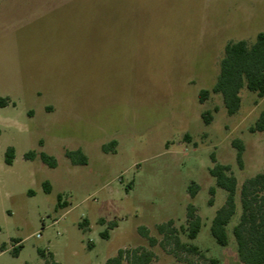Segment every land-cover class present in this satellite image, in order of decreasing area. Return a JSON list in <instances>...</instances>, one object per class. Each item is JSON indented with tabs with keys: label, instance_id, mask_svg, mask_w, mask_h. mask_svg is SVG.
Wrapping results in <instances>:
<instances>
[{
	"label": "rangeland",
	"instance_id": "1",
	"mask_svg": "<svg viewBox=\"0 0 264 264\" xmlns=\"http://www.w3.org/2000/svg\"><path fill=\"white\" fill-rule=\"evenodd\" d=\"M258 33L264 0H0V264H45L38 251L59 264H105L133 250L150 253L149 264H242L232 230L242 184L264 174V132L249 130L264 98L243 89L228 115L211 90L225 45ZM77 150L83 165L66 157ZM216 164L237 180L225 247L210 233L226 198L209 174ZM188 204L201 220L194 240ZM170 230L203 257L178 250Z\"/></svg>",
	"mask_w": 264,
	"mask_h": 264
},
{
	"label": "trees",
	"instance_id": "2",
	"mask_svg": "<svg viewBox=\"0 0 264 264\" xmlns=\"http://www.w3.org/2000/svg\"><path fill=\"white\" fill-rule=\"evenodd\" d=\"M246 89L255 93L258 98H264V34L258 33L254 42L249 43L245 40L230 41L224 47L223 56L219 64V74L212 87V92L219 94L222 98L224 108L228 115L236 114L241 105L240 92ZM208 91L203 90L199 93V102H203L208 97ZM6 100L0 98V105L5 106ZM212 119L210 112L202 114V120L205 124H209ZM250 132H264V112H261ZM115 142L111 143V149L114 148ZM233 146L237 149V162L241 166L243 145L241 141L234 140ZM104 151H108L107 147H103ZM109 149V150H111ZM36 154L29 152L25 155V159H33ZM40 160L49 168H55L57 163L54 157L44 153L39 155ZM66 157L72 165L85 164L86 157L80 150L66 152ZM14 160L13 148H8L5 152V164L12 165ZM209 174L215 179L217 188L226 192L224 204L219 208L212 220L210 233L217 245L225 247L228 244L226 234V226L236 213V193L237 180L230 173L228 166L216 164L209 170ZM43 189L45 193L50 192L48 182L44 183ZM198 191V186L194 183L188 188L190 197H194ZM211 198L209 205L213 204L212 197L215 194V188L209 189ZM60 196H58L57 206L60 207ZM240 205L241 214L238 223L233 227L232 234L236 244V252L238 259L242 264H264V174H258L247 179L240 189ZM187 232L188 238L194 240L199 233L201 227L200 217L196 214V209L192 204L186 207ZM171 223L160 225V232H163ZM170 234L166 235L171 238L174 246L184 252L203 257L195 246H185L179 243L174 232L170 230ZM144 237L148 238L147 232L142 231ZM171 236V237H170ZM103 238H107V233H102ZM151 243L153 240L149 238ZM21 247L13 250V255L18 256ZM39 255L45 260V264H59L54 261L53 255H46L43 251H38ZM123 259H127L129 264H149L151 254L148 252L118 251L117 255L108 259L105 264H122ZM208 264H221L218 259H206ZM193 264V263H190Z\"/></svg>",
	"mask_w": 264,
	"mask_h": 264
}]
</instances>
